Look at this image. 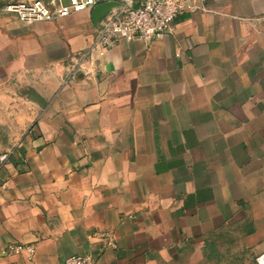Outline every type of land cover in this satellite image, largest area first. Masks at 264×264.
<instances>
[{"label":"crops","instance_id":"1","mask_svg":"<svg viewBox=\"0 0 264 264\" xmlns=\"http://www.w3.org/2000/svg\"><path fill=\"white\" fill-rule=\"evenodd\" d=\"M33 1L0 0V120L25 124L0 151V264H197L226 233L264 254V0L104 54L94 8L3 11Z\"/></svg>","mask_w":264,"mask_h":264},{"label":"built area","instance_id":"2","mask_svg":"<svg viewBox=\"0 0 264 264\" xmlns=\"http://www.w3.org/2000/svg\"><path fill=\"white\" fill-rule=\"evenodd\" d=\"M114 2L111 11L101 20L93 49L104 54L122 41L152 42L172 30L173 22L182 15L212 12L210 0H35L10 2L3 7L7 14L15 15L25 24L53 21L73 13L93 9L98 4ZM7 254H26L33 261L32 245L10 243ZM264 264V254L257 258ZM62 264H97L92 254L74 255Z\"/></svg>","mask_w":264,"mask_h":264},{"label":"rangeland","instance_id":"3","mask_svg":"<svg viewBox=\"0 0 264 264\" xmlns=\"http://www.w3.org/2000/svg\"><path fill=\"white\" fill-rule=\"evenodd\" d=\"M24 126L25 124L17 122L14 128L12 126L14 131L11 132L7 124L0 120V151L13 147L19 142V135L22 134ZM12 134H15V138H11ZM210 246L207 247V252L205 251L209 254L208 257H203L197 264H258L253 252L243 245L238 236H233L231 233L213 239Z\"/></svg>","mask_w":264,"mask_h":264},{"label":"water","instance_id":"4","mask_svg":"<svg viewBox=\"0 0 264 264\" xmlns=\"http://www.w3.org/2000/svg\"><path fill=\"white\" fill-rule=\"evenodd\" d=\"M116 5L117 4L114 2H105V3L98 4L97 6H95L94 12H93V17H94L95 22L96 23L101 22L105 14L111 11V9Z\"/></svg>","mask_w":264,"mask_h":264}]
</instances>
